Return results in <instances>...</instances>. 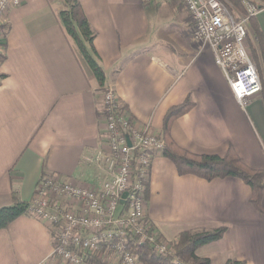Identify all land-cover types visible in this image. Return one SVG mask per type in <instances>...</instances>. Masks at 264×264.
I'll return each mask as SVG.
<instances>
[{"label":"crops","instance_id":"crops-1","mask_svg":"<svg viewBox=\"0 0 264 264\" xmlns=\"http://www.w3.org/2000/svg\"><path fill=\"white\" fill-rule=\"evenodd\" d=\"M78 2L95 33L105 86L130 122L160 134L168 109L189 98L194 107L170 130L180 148L218 157L231 148L249 169L264 172L262 95L240 108L209 46L191 40L185 9L163 0ZM60 9V0H22L7 16L0 61V209L13 198L29 205L42 176L83 183L104 178L97 161L106 136L101 92L62 31ZM254 21L264 39V12ZM145 197L163 239L226 228L196 256L210 264H264V191L260 212L241 180L179 176L160 156L152 161ZM51 249L47 226L29 214L0 231V264H39Z\"/></svg>","mask_w":264,"mask_h":264},{"label":"built area","instance_id":"built-area-1","mask_svg":"<svg viewBox=\"0 0 264 264\" xmlns=\"http://www.w3.org/2000/svg\"><path fill=\"white\" fill-rule=\"evenodd\" d=\"M163 1L186 10L191 40L209 46L233 97L246 110L262 90L247 48V23L264 12V0H241L243 13L226 0ZM21 4L22 0H0V58L8 13ZM100 92L106 136L97 161L104 178L84 183L40 178L28 214L47 226L52 249L39 264H89L93 259L139 264L138 252L144 245L157 255H172L171 242L160 236L148 217L145 197L152 161L162 156V137L149 125L130 122L110 86Z\"/></svg>","mask_w":264,"mask_h":264},{"label":"trees","instance_id":"trees-1","mask_svg":"<svg viewBox=\"0 0 264 264\" xmlns=\"http://www.w3.org/2000/svg\"><path fill=\"white\" fill-rule=\"evenodd\" d=\"M239 13H243L241 0H226ZM61 9L56 13L62 31L68 40L82 69L88 73L98 91L105 86L104 72L94 48L95 33L82 11L78 0H60ZM247 48L256 65L261 81L262 102L264 105V39L254 21L249 18L247 23ZM3 57L0 58V61ZM3 76H0V80ZM194 107L187 98L179 105L173 106L165 113L160 135L164 148L162 157L174 165L179 176L191 175L206 181L224 178H236L250 188V203L257 211H262V193L264 191V172L254 171L244 165L230 148L223 157L213 155H196L180 148L172 139L170 130L172 123ZM123 110V108H121ZM103 117V112L101 111ZM13 204L0 209V231L6 230L15 220L28 215L29 205L13 198ZM226 228L212 231L182 232L176 241L171 242L172 255H157L150 247L144 245L138 252V259L143 264H210V260L199 258L195 252L198 248L219 241L226 233ZM161 236V235H160ZM89 264H108L102 259H93ZM225 264H244L228 260Z\"/></svg>","mask_w":264,"mask_h":264},{"label":"rangeland","instance_id":"rangeland-1","mask_svg":"<svg viewBox=\"0 0 264 264\" xmlns=\"http://www.w3.org/2000/svg\"><path fill=\"white\" fill-rule=\"evenodd\" d=\"M180 8H183V7H180ZM184 9V8H183ZM187 17H188V15H187ZM188 24H189V26H190V23H189V20H188ZM191 27V26H190Z\"/></svg>","mask_w":264,"mask_h":264},{"label":"water","instance_id":"water-1","mask_svg":"<svg viewBox=\"0 0 264 264\" xmlns=\"http://www.w3.org/2000/svg\"><path fill=\"white\" fill-rule=\"evenodd\" d=\"M123 197H125V195Z\"/></svg>","mask_w":264,"mask_h":264}]
</instances>
